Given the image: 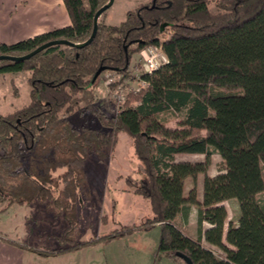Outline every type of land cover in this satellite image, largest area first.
I'll use <instances>...</instances> for the list:
<instances>
[{
    "label": "trees",
    "instance_id": "obj_1",
    "mask_svg": "<svg viewBox=\"0 0 264 264\" xmlns=\"http://www.w3.org/2000/svg\"><path fill=\"white\" fill-rule=\"evenodd\" d=\"M108 1L63 0L69 25L0 42V55L23 56L53 40L84 43ZM214 1L215 12L212 0H153L129 10L119 24L100 17L95 37L83 47L56 44L28 59L0 61V73L29 71L31 87L26 105L0 114V202L41 203L63 217L67 223L57 239L68 246L56 254L132 229L76 239L87 160L111 155L126 133L143 174L126 182L149 200L153 216L141 227L161 226L158 251L186 264L178 253L194 264H264V0ZM151 45L160 46L168 62L141 74L146 85L129 92L117 114L94 109L98 78L106 71L128 77L134 53ZM82 101L105 129L73 123ZM180 117L176 126L168 125ZM212 150L222 158L214 176L207 174ZM179 154H203L205 160H178ZM201 173L202 199L196 186L185 194V180ZM229 199L238 200L240 214L226 229L223 202ZM193 207L197 237L177 222L181 216L187 223Z\"/></svg>",
    "mask_w": 264,
    "mask_h": 264
},
{
    "label": "rangeland",
    "instance_id": "obj_2",
    "mask_svg": "<svg viewBox=\"0 0 264 264\" xmlns=\"http://www.w3.org/2000/svg\"><path fill=\"white\" fill-rule=\"evenodd\" d=\"M140 1L115 0L113 6L107 10L108 12L106 11L107 13L101 16V20L108 23L106 18L112 16V20L115 19L119 24L126 17V10L135 9L142 4H150L153 0L139 4ZM26 2L31 8L34 7L33 0ZM13 4L12 7H7V11L19 12L24 6L22 1ZM210 9L216 11L214 0L210 3ZM148 47L134 53L128 77L121 78V75L116 72L106 71L98 78L93 90L95 97L92 106L94 109L108 115H115L129 92H138L144 87L138 78L145 70L142 51ZM158 49L162 51L160 46ZM29 76V71L0 73V114L12 112L30 101ZM111 78H113L112 81ZM79 107L82 110L76 108L78 110H75L71 116L76 126L89 125L105 129L98 115L86 109V102L82 101ZM181 118H172L168 125L176 126ZM177 159L203 161L205 155L179 154ZM221 168L222 158L218 152L212 150L207 174L214 176ZM86 173L87 193L78 204L80 220L76 239L83 243L122 231L126 227L132 229L109 241L98 240L63 253H57L59 256H56L58 250L68 246L57 239V235L62 232L67 223L63 217H54L51 211H48L41 203L13 205L1 209L0 227H3L5 233L15 236L24 235L27 243L34 246L32 248L49 252L48 255H38L35 252L33 264H186L184 261L170 258L158 251L162 233L160 225L156 224L148 229L141 227L144 222L152 218L153 214L149 200L136 194L126 182L128 176L140 179L143 175L141 162L134 154L133 142L126 133L119 135L116 149L111 155L89 157ZM203 177L202 173L196 180L188 177L185 180V193L188 194L194 186L197 191L198 188H202ZM260 199L264 203V192L260 195ZM233 202L232 200L223 202L228 211L226 225L230 222L237 224L239 219L240 213L236 203ZM177 222L188 235L197 237L196 224L184 226L181 220L177 219ZM203 244L217 253H222L220 249L205 240Z\"/></svg>",
    "mask_w": 264,
    "mask_h": 264
},
{
    "label": "crops",
    "instance_id": "obj_3",
    "mask_svg": "<svg viewBox=\"0 0 264 264\" xmlns=\"http://www.w3.org/2000/svg\"><path fill=\"white\" fill-rule=\"evenodd\" d=\"M19 1L24 2V6L22 7L21 11L19 12L7 11V7H12L14 5L13 3H16ZM26 1L27 0H0V41L1 42H6V43L16 42L26 37L35 36L37 34H40V33H43L49 30H53L56 28L69 25L71 23L69 13L65 7L63 0H33L34 7L32 6V8L28 4H26L28 3ZM148 1L150 0H141L139 4L141 2L146 3ZM129 10H133V9H128L126 10V12H128ZM109 17L111 19L107 17L106 22H108L109 24H117L115 19L112 20L113 19L112 16H109ZM193 155H196V154H193ZM191 161H194V160H191ZM184 193H185V190H184ZM197 193H198V198L202 199L203 180H202V188H198ZM229 200H232L234 201L233 203H236L238 211L240 213L238 200L236 199H229ZM13 205L14 206H24L25 204L24 205L12 204L9 207H12ZM6 207H8L6 202H0V210L3 208L5 209ZM178 219L181 220L184 226L186 224H190V225L196 224L197 226L196 208L193 207L191 209L187 223H184L182 221L181 216ZM209 225L210 224L207 222L204 223L205 228L208 227ZM227 226L228 225H226V229H227ZM2 228L3 227H0V264H33L35 252L29 249V247H34V246L27 243L28 241H26L24 235L15 236L12 234H8V233H5L4 229ZM12 241L18 242L19 244H21V246L16 245ZM22 245L27 246V247H23ZM36 254L38 253L36 252ZM56 256H59V254H57Z\"/></svg>",
    "mask_w": 264,
    "mask_h": 264
},
{
    "label": "water",
    "instance_id": "obj_4",
    "mask_svg": "<svg viewBox=\"0 0 264 264\" xmlns=\"http://www.w3.org/2000/svg\"><path fill=\"white\" fill-rule=\"evenodd\" d=\"M114 1L115 0H109L104 6H102L96 12L95 17H94V29H93L92 35L90 36V38L86 42L77 44V43H73L71 41L64 40V39L53 40V41H50V42H47V43H44V44L40 45L39 47H37L32 52H30L28 54H25L23 56L0 55V61L1 60H16V61H18V60L28 59V58H31L33 55H35V54L41 52L42 50L46 49L47 47H49L51 45H56V44H69V45H76L78 47H83L85 45H88L93 40V38L95 37V35L97 33L98 24H99V18L101 17V15L105 11H107L114 4ZM103 70H104L103 67L100 68L96 72L94 79H96L103 72ZM178 254H179V256H181L187 262V264H194V262L191 260V258L188 257L187 255L182 254V253H178Z\"/></svg>",
    "mask_w": 264,
    "mask_h": 264
},
{
    "label": "built area",
    "instance_id": "obj_5",
    "mask_svg": "<svg viewBox=\"0 0 264 264\" xmlns=\"http://www.w3.org/2000/svg\"><path fill=\"white\" fill-rule=\"evenodd\" d=\"M142 55L144 58V73H151L154 70L158 69L160 66L168 62V57L164 53V51H159L158 46L153 47L152 45L149 46L147 49L142 51ZM113 78H111V81ZM138 80L140 83L145 86L146 82L141 79V76H139Z\"/></svg>",
    "mask_w": 264,
    "mask_h": 264
}]
</instances>
